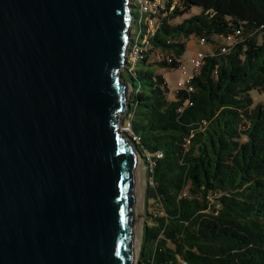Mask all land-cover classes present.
Wrapping results in <instances>:
<instances>
[{
  "label": "water",
  "instance_id": "95a60500",
  "mask_svg": "<svg viewBox=\"0 0 264 264\" xmlns=\"http://www.w3.org/2000/svg\"><path fill=\"white\" fill-rule=\"evenodd\" d=\"M129 1L0 0V264H133Z\"/></svg>",
  "mask_w": 264,
  "mask_h": 264
},
{
  "label": "trees",
  "instance_id": "16d2710c",
  "mask_svg": "<svg viewBox=\"0 0 264 264\" xmlns=\"http://www.w3.org/2000/svg\"><path fill=\"white\" fill-rule=\"evenodd\" d=\"M159 1L154 35L121 74L133 145L145 161L162 155L149 169L160 212L143 226L136 264H264V0ZM236 31L221 52L220 36ZM192 38L212 51L192 91L169 98L159 70H177Z\"/></svg>",
  "mask_w": 264,
  "mask_h": 264
},
{
  "label": "built area",
  "instance_id": "2783aa9c",
  "mask_svg": "<svg viewBox=\"0 0 264 264\" xmlns=\"http://www.w3.org/2000/svg\"><path fill=\"white\" fill-rule=\"evenodd\" d=\"M159 5V0H139V31L133 37H131L130 30L134 22V17L132 16L131 24L129 26V41H127L125 45V61L121 64V69L126 66L127 61L134 64L137 59L142 58V51L145 50L146 45L148 44V39L154 35L157 28L158 21L154 15ZM237 35H239V31H236L235 35H229L225 37L220 36L219 39L225 44V46H222L221 52H226L227 47L235 43V36ZM131 38H133V40ZM196 43L198 49L189 59L186 60V62L189 63V66H187L186 63L181 62L177 68V71L180 73V77L178 80H176L175 90H185L188 92L192 91L191 81L204 64V57L206 53L202 48L207 45L205 39L203 38L196 40ZM262 95H264V91ZM124 115L126 117V113L119 116L117 121V129L133 144L134 141L136 142L139 140V138L134 133H132L129 119H125L124 122L126 127H124ZM186 143H189V141H186ZM161 157L162 155L160 153L147 154L146 161L148 162L149 169L154 166V161L160 159Z\"/></svg>",
  "mask_w": 264,
  "mask_h": 264
},
{
  "label": "rangeland",
  "instance_id": "374dc122",
  "mask_svg": "<svg viewBox=\"0 0 264 264\" xmlns=\"http://www.w3.org/2000/svg\"><path fill=\"white\" fill-rule=\"evenodd\" d=\"M138 2H139V0H131L132 16L134 17V23H133L132 30H131L132 37L139 31L138 19L140 18V14H139ZM199 11H200L199 8L192 7L187 12V14H185L182 18L175 19L172 23H178L183 18H188L190 16L198 14ZM197 49H198V47H197L196 39L192 38L191 39V45L186 50V52L182 58V61L184 63H186L187 66H189V63L186 62V60L189 59ZM202 49L205 53L212 51L210 44L206 45ZM125 68H126V66L123 69H121V71H120L121 74L125 73V71H126ZM159 72L165 76V80H166V83L168 85L169 93H170L169 98H172L173 92L175 91L176 80L179 79L180 73L177 70H172V71L159 70ZM129 93H131V90ZM251 96L254 97L255 101L261 100V98L263 97L261 95H258L256 93V91H252ZM124 117H125V115H124ZM124 121H125V119L123 120V123H124V127H126V124ZM123 123H122V126H123ZM137 161H139V163H141L140 175H139L138 169H136V170H137L138 190L140 189L142 192L141 193L138 191V193L142 194L141 195V197H142V215H140L141 217H139V219H138L141 222V233H142L143 226L146 223V220H147V223L149 224L148 219L150 218V216L158 214L160 212V210H159V205L157 204V201L155 200L153 193L149 190V188L152 186V183H151V180L149 177V172H150L149 167L143 158L141 160L137 159ZM137 167H138V165H137ZM139 185H140V188H139Z\"/></svg>",
  "mask_w": 264,
  "mask_h": 264
},
{
  "label": "bare ground",
  "instance_id": "6f19581e",
  "mask_svg": "<svg viewBox=\"0 0 264 264\" xmlns=\"http://www.w3.org/2000/svg\"><path fill=\"white\" fill-rule=\"evenodd\" d=\"M137 165H138L137 169H138L139 175H140L141 163H139V161H137ZM139 188H140V185H139ZM138 191L141 192L140 189L138 190V184H137V201H136V213H135V225H134V256H133V264H135L137 262V254H138L139 247H140V237H141V222L138 219H139V217H141L140 215H142V197H141V195H142L141 193L142 192L138 193Z\"/></svg>",
  "mask_w": 264,
  "mask_h": 264
},
{
  "label": "crops",
  "instance_id": "0c3cea01",
  "mask_svg": "<svg viewBox=\"0 0 264 264\" xmlns=\"http://www.w3.org/2000/svg\"><path fill=\"white\" fill-rule=\"evenodd\" d=\"M191 45V39L188 41L187 46H186V50L189 48V46ZM194 48V47H193Z\"/></svg>",
  "mask_w": 264,
  "mask_h": 264
}]
</instances>
